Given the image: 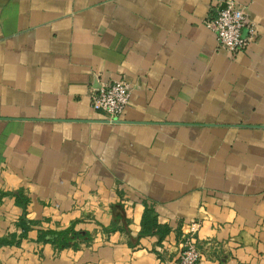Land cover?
Wrapping results in <instances>:
<instances>
[{
	"label": "crops",
	"instance_id": "obj_1",
	"mask_svg": "<svg viewBox=\"0 0 264 264\" xmlns=\"http://www.w3.org/2000/svg\"><path fill=\"white\" fill-rule=\"evenodd\" d=\"M237 1L230 53L224 0H0V264H176L191 218L197 264H264V0ZM118 78L109 119L90 90Z\"/></svg>",
	"mask_w": 264,
	"mask_h": 264
},
{
	"label": "built area",
	"instance_id": "obj_2",
	"mask_svg": "<svg viewBox=\"0 0 264 264\" xmlns=\"http://www.w3.org/2000/svg\"><path fill=\"white\" fill-rule=\"evenodd\" d=\"M220 46L233 53L243 49L255 37L256 27L247 11L237 0H224L214 16L204 21ZM246 30V33H244ZM131 93V84L124 78L99 82L90 90L92 108L116 119L124 111ZM199 219L191 218L180 236V251L176 264H197L202 256L197 244Z\"/></svg>",
	"mask_w": 264,
	"mask_h": 264
},
{
	"label": "trees",
	"instance_id": "obj_3",
	"mask_svg": "<svg viewBox=\"0 0 264 264\" xmlns=\"http://www.w3.org/2000/svg\"><path fill=\"white\" fill-rule=\"evenodd\" d=\"M149 209H145L142 214L141 219V230L139 235H143L145 233H158L159 237H162L168 230L166 226H160L156 217L152 215ZM45 233L41 232L39 237L44 238ZM87 232L83 230H62L58 232L56 236L52 239L58 243L59 246L67 245L71 239L74 238H86Z\"/></svg>",
	"mask_w": 264,
	"mask_h": 264
}]
</instances>
